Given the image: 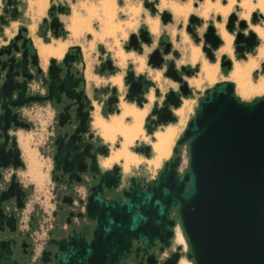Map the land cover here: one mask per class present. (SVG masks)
Returning <instances> with one entry per match:
<instances>
[{
  "label": "water",
  "instance_id": "water-1",
  "mask_svg": "<svg viewBox=\"0 0 264 264\" xmlns=\"http://www.w3.org/2000/svg\"><path fill=\"white\" fill-rule=\"evenodd\" d=\"M170 16L164 11L162 21L166 23ZM262 18L259 12L251 13L252 24ZM237 19L236 13H230L225 29L233 35L234 50L243 56V52H250L256 45L257 34L250 30L248 36L245 35L242 30L249 24L244 19H240L239 31L233 34ZM188 20L196 25L201 21L194 14ZM58 25L54 17L51 27ZM187 30L191 32L190 26ZM140 39L145 44L151 42L144 26L140 28ZM204 39L210 47L204 46L202 50L213 60L211 50H217L222 42L213 25L208 26ZM243 42L244 46H240ZM131 47L134 51L141 50L135 34L129 36V44L124 48ZM0 55H4L0 71L5 76L0 87V130L6 138L10 122L14 120L15 125L19 124L11 108L30 99L23 95L30 76L25 62L16 61L11 54V46L0 50ZM148 63L152 67L160 66L158 49L152 52ZM220 66L230 69L232 61L223 54ZM171 67L172 64L165 75L182 82L171 72ZM19 75L25 78L22 82L16 79ZM51 77H54L52 73ZM125 83L128 86L126 98L135 99L137 106L142 107L146 103L143 94L154 87V82L143 73L136 76L133 70H128ZM51 87L57 88L53 83ZM13 91L18 95H12ZM189 92L187 83L183 82L180 94L186 97ZM155 94H158L157 89ZM180 104L179 95L171 90L165 95L162 106L155 104L151 110L155 118L146 117L145 120L154 126L175 122L170 107L178 108ZM146 128L149 134L154 130L148 124ZM184 143L189 150V169L180 175L178 146ZM3 145L0 144V151ZM12 146H15L14 141ZM149 151L148 145L135 148V152L146 156ZM14 152L16 155L17 150ZM172 152L174 156L164 163L156 179L142 183L131 178L129 186L117 199H105L100 194L104 189L119 190L122 181L119 166L101 175L91 188L86 204V215L96 220L92 238L87 241L83 235L73 234L68 241H59L53 257H46L44 253L42 264H118L127 258L135 240L139 242L137 251L143 253H147L156 240L169 247L176 223L171 217L173 209L189 245L186 257L194 264H264V96L243 102L236 97L232 82L216 83L200 98L194 117ZM57 157L58 152L56 168L59 169ZM6 198L5 193L0 196V200ZM7 245L0 241V264H10ZM177 249L181 246L177 245ZM177 258L163 264H175Z\"/></svg>",
  "mask_w": 264,
  "mask_h": 264
},
{
  "label": "flooded vegetation",
  "instance_id": "flooded-vegetation-1",
  "mask_svg": "<svg viewBox=\"0 0 264 264\" xmlns=\"http://www.w3.org/2000/svg\"><path fill=\"white\" fill-rule=\"evenodd\" d=\"M55 1L53 0L49 5L47 16L42 17L39 23H37L39 19L34 22V24L37 25L36 35L41 40V43L37 42L36 47L31 37L28 35L27 24L31 22L33 16V14L28 13V1L27 7L23 8L25 9L24 12L22 9L24 0H0V50L6 46H11V54L14 55L16 61L23 60L25 62L28 75L30 76V79L26 80V88L23 93L24 98L30 97V99L28 101H23V103L17 107L11 108V113L16 114V120L19 124L15 125L14 120L10 122L9 127L6 128V138L5 134L0 130V144H4L3 150L0 151V196L5 193L8 197L0 200V241L8 243L7 247L10 264H42L41 258L44 253H46V257H53L54 253L57 251L59 241H68L69 237L73 234H81L87 241L92 238L93 230L96 227V220L86 215V204L90 190L97 184V180L101 175L112 171L115 165L119 166L113 162L105 164L107 159L112 155L110 143L104 141L100 135L99 127L95 125V121L97 119L108 120L112 115H118L120 113V88H122V86L125 88L123 94L125 98L128 94V86L125 83L127 71L133 70L136 76L142 74V72H146L143 74L151 81L153 80L148 75V72L160 73L159 71H161L165 78L172 80L176 85V87L170 88L168 92L171 90L174 91L175 94L179 95L180 99L184 97L180 94L182 83L186 82L190 90L187 96L192 95V88L194 87L190 85L189 80L196 79L200 74L199 62L194 63L197 64L194 65L189 62H181L180 59L181 64H178L177 61L180 56L182 58V55H180L179 50L175 47L170 36L166 35L162 30L156 39V45L146 58H144L142 55L143 45L151 46L154 43V35L149 31L146 23L140 25L136 32H131L129 34V36L131 34L136 35L137 44L141 47L140 51H134L132 47L130 49L124 48L129 44V36L126 43L123 45V49L120 47L126 54L133 53L143 57L145 69L142 72H136L134 64L128 59L125 60L123 66L118 65L113 52L106 48L100 40H98L99 42L97 44H94V42L97 41L94 40L92 48L90 49L89 44L92 42L93 37L84 50L82 45L78 43L83 34L79 37L77 42L67 44L59 56L44 55L43 57L39 51L40 48L49 45L55 46L58 41L63 43L69 40V26L67 24L65 27L61 15H69L70 25V14L72 13L69 14V8L65 4L60 1ZM159 1L160 0H143V5L149 12V18L157 20L158 30L160 28L159 22L161 26H165L172 24L173 19H175L168 8H162L163 10L158 11L157 6L159 5ZM170 1L179 4L187 2V0H180L181 2L174 0ZM193 4L194 6L197 5L195 2ZM164 11L171 14L170 20L166 23L162 21V14ZM190 15L186 17L187 23L184 29L187 35H185L193 45L199 47L201 55L203 56V50L201 51V48L204 46L210 47V44L204 39L208 26L213 25L215 33L221 38L217 26L221 23L223 24V22L218 24L213 22L207 23L202 34L203 45L200 48V37L197 35L196 29L202 22L200 21L199 25L190 24L188 20ZM218 15L219 14H216V17ZM155 16H158V18ZM54 17H57L59 22L57 28L51 27V22ZM199 18L201 19V17ZM217 19L220 20L218 17ZM240 19L244 18L239 17V19L235 21V27L232 31L233 34L239 31L237 25ZM17 22L18 25L15 33L11 37H8L5 34V29L12 23L16 24ZM257 23L251 25H258ZM142 26L149 31V36L151 38L149 44L143 43L140 39V28ZM189 26L191 32L187 30ZM246 29L247 28L242 31L248 36L250 30L247 29L246 31ZM172 30H174L173 33ZM252 31L254 30L252 29ZM170 32L173 35L175 33V28L172 27ZM188 36L193 38L195 43L192 42ZM256 41V45L250 52H243L242 56L241 53H237L235 50L236 55L239 58H244L247 54L254 51L255 47L258 45V37H256ZM222 43L223 42H221L220 46ZM244 44L243 42L240 46H244ZM235 46L236 45H234V47ZM14 47L18 48V50L13 51ZM157 49L160 52L161 64L159 67H152L151 64L148 63L149 57L152 52ZM218 49L211 50L214 56L213 60H207L209 58L204 51L207 59L204 56L203 58L209 63H217L215 62L214 53L215 51L217 52ZM231 49L233 55V47ZM222 54L226 55V59L231 57L225 53H221L220 55ZM3 57L4 55H0V60L3 59ZM92 58H96V61L88 64L89 60ZM152 61H155V58L152 59ZM170 64H172L171 72L176 77L181 78L182 82L173 80L165 75ZM124 66L125 69H122ZM146 66L149 67L150 70H147ZM221 68L230 70L225 67ZM262 69L264 71L263 66ZM51 73L54 77H51ZM116 75L121 76L120 87L117 84H112L110 81V78ZM16 79L18 82H22L25 78L19 75ZM4 80V72L0 71V87ZM101 81L103 83H101ZM153 82L154 87H150L149 90L143 94L144 97L146 96L148 98L151 88H153L154 91L155 89L158 90V94L155 95L158 96L160 94L157 84L155 81ZM52 83L56 85V89L60 91L54 90L51 87ZM184 89L186 90V88ZM206 91L207 90H205V92ZM167 93L164 94V97ZM12 95L18 94L13 91ZM54 95H58V97ZM146 97L145 99H147ZM126 100L128 102L124 103H134L137 105L135 99L129 100L126 98ZM154 106L155 105H153V107ZM161 106L162 103L160 107ZM170 109L174 114L173 110L177 108L170 107ZM1 113L2 110L0 109V114ZM29 114H31V116ZM147 117L153 119L155 115H151L150 111ZM41 122L46 126V129L41 127L39 129L40 131L46 130L47 132L44 141L47 151L43 153L46 155L50 164L48 177L52 183L50 189L51 196L49 198L51 210L46 220H41L38 216L36 203L32 204V209L24 213L29 196L32 191H35L33 177L34 179L36 177L33 173V166L35 165L34 159L39 152L37 142L39 130L37 125L41 126ZM147 124L154 129L151 134H154L155 130L161 126H154L146 120L144 124L146 131ZM151 134L148 133V135ZM13 141L15 142V146H12ZM146 145L150 146L148 156L141 152H135V154H140L145 157H150L151 154L153 155L151 145L145 142H138L133 150L135 151V148L144 147ZM58 147L60 149L59 151ZM14 149L17 150L16 155ZM57 152L58 163L61 166L59 169L56 168ZM14 163H16V166H14ZM119 173L122 179L121 183L118 185L119 190L104 189L100 197L105 199H117L121 191L129 186L131 178H135L136 181H141L142 183L151 182L136 176H125L121 168L119 169ZM41 213L44 214L46 211H41ZM23 218H25V225H22ZM39 235H43V237L40 249L36 250L35 244L37 241L41 240V238L39 239ZM173 241L174 238L171 239L169 247H164L156 240L155 244L149 248L147 253H143L141 250L137 251L139 242L135 240L132 242L131 251L127 258L120 260L118 264H163L165 262H172L177 257L175 264H179L181 261L180 258L182 257V247L180 250L177 249V245L173 247ZM176 253H179V255ZM46 264H50V262Z\"/></svg>",
  "mask_w": 264,
  "mask_h": 264
},
{
  "label": "rangeland",
  "instance_id": "rangeland-1",
  "mask_svg": "<svg viewBox=\"0 0 264 264\" xmlns=\"http://www.w3.org/2000/svg\"><path fill=\"white\" fill-rule=\"evenodd\" d=\"M37 1L35 2V4H31L30 7L32 8V6L34 5L35 8H38V7L41 8L44 6V4L47 5L44 14L37 21V23H39L41 21L42 17L47 16L48 7L53 0H46V2H45V0H37ZM41 1H42V3H41ZM59 1L62 2L63 4H65L69 8V14L70 13L73 14V12H75L77 14V16H79L78 18H80V19H83L84 17L86 18V16L88 15L87 14L88 10L92 13V16L90 17V19L88 21V26L84 31L81 32L80 35H82V34L83 35L81 36V38L78 41V43H80L82 45L84 50H85V47H87L88 42L90 40H92V37H93V40L90 43V45H91L90 49L92 48V44H93L94 40H97L94 42V44L95 43L97 44L99 42L98 40H100V42H102V44L105 45L106 48L110 49L111 52H113L112 50H114L116 48V46L119 49H121V48L123 49V45L126 43L129 34L131 32H136L138 27L142 24H145L147 20H152V18H149L148 10L143 5V0H67V2H66V0H56L55 2H59ZM161 1L173 2L170 0H160L159 5L157 6L158 11H161L163 9H167L166 7L160 6ZM174 1L179 2L180 0H174ZM204 1L205 0H187V2H185V3L190 5V11L185 16L188 17L187 15H190V14L198 15L197 11L203 5ZM251 1L253 4L255 3V0H251ZM194 2L197 3L196 6H194V4H193ZM209 2H212V3L217 2L223 6L225 4H227V1H224V0H209ZM238 2H239L238 0L233 1V4H232L230 10L228 11V13L226 14V16H228L232 12L236 13L238 16V13H239V8L237 5ZM173 3H175V2H173ZM222 3H225V4H222ZM177 4H179V3H177ZM25 7H27V0H24V6L22 7V9ZM23 10L25 12V9H23ZM129 10H130V12H129ZM251 11L252 12L256 11V12H259L263 15L262 19H258V23H257L258 25H256V27L251 25L252 24L251 23V15H250ZM251 11L249 13L250 17L248 16V19H247V22L249 24V28H247V29L252 30L254 28L253 30L257 33V37L259 40V43L255 47L254 51L247 54L244 58H239L236 55V52L234 50L233 42H232L233 40H231V48L233 47V55L231 53V57L229 59H231V61L233 63V67L231 66L230 70L222 69L220 67L221 56L223 54L220 55L221 53H218L215 51V53H214L215 54V62H217L215 64H217L218 69L215 73L216 75L214 76L215 77L214 80L207 81V82L201 81L200 86H198L197 88L196 87L192 88V95L181 98V104L179 105V107L177 109L173 110V112H174L173 115L176 117L175 122H171V123L161 125L160 127H158L155 130L154 134H151V135H148L147 131L144 128V124L146 122L145 119H146L147 115L150 113L151 109L153 108V105L157 104V106L160 107L162 101L164 100V94L167 93L170 88L176 87V85L173 83L172 80L167 79L162 75L161 71H159L160 72L159 73L160 74L159 75V83L155 82L157 84V88L159 89L160 94L158 96L155 95L154 89L151 88L150 93L152 94L153 97L150 101L145 96L147 98L146 103H144L142 107H139L142 109L136 108L138 106L134 103H131V104H134L136 106L135 107L133 105L134 108H136V109L143 110L144 108H146L145 115H144V118H143L142 124H141V126H142L141 129L142 130L144 129L143 130V137H138L135 140H139V142H141V141L145 142V143L150 144L152 146L153 142H155L154 135L157 131L163 129L166 126H172V127L174 126L175 128L177 127L175 129L176 133H175V136L173 138V142H172L169 153L166 156L162 157L161 160L156 165L155 164H149V165L158 166L162 161L161 166L159 168L151 169L150 171L147 172V174H145L149 179L150 178L156 179L158 177L160 171L163 169V163H165L166 161H168L169 159H171L174 156L172 149L174 147H176L177 140L183 135V133L187 127L188 122L194 117L195 110L198 107L199 100H200V98H202L204 96L205 90H211L214 87V85L218 82L230 81L234 84V93H235L236 97L239 98L243 102H251L257 98L264 96V92H252L248 95L241 94V92L239 91L237 81H235L234 78L231 77V73H232L231 71H233L235 63L241 62L240 64H244L247 62V60L249 61L250 59H254L255 60L254 66L250 69V71L248 73L249 83L251 82L250 84L256 85L260 81L261 78L264 79V71L262 69V66L264 65V57H258V55H257L258 51L256 53V50H260L262 48L261 46H264V38L260 34V30H264V10L260 11L258 8L254 7ZM72 14H70V15L72 16ZM216 14L217 13H209L208 16L205 18L198 15L199 17H201V22H202V24L199 25L196 29V33L200 37V39H199L200 48L203 45L202 34H203L205 27H206L208 22H213L215 24L223 22L224 27H225L227 17L226 16L222 17L219 14L220 20H218L216 17ZM68 16L69 15H61V19H62V21H64L65 27L67 24L69 26V17ZM155 17L158 18V16H155ZM186 17H184L182 19H178V20L173 19L172 24H168L165 26H161V23L159 22V27H160L159 30H158V23H157L158 32L156 31L157 34L155 32L153 33V35L155 34L154 35V43L151 46L143 45V54L142 55L144 56V58H146V56L150 53V51L156 45V39L158 38L161 30L166 35L170 36V38L174 42L175 47L179 50L180 55H182V58L185 57L184 52L186 50L185 51L182 50L181 44L183 43L184 39L187 38V36H186L187 34L185 32V29H184V26L187 23ZM70 19H71V17H70ZM153 20H156V19H153ZM176 21H178V22H176ZM156 22H157V20H156ZM104 24L108 25V30H107L108 32L107 33L106 32L104 33V31H103ZM223 24L221 23L219 25L223 26ZM172 27L175 28V33L173 35L170 32V29ZM259 28H261V29L259 30ZM247 29H246V31H247ZM224 31L226 32L227 30L224 29ZM100 32H102V38L97 39L94 36V34H97ZM173 32H174V30H172V33ZM258 32H259V34H258ZM80 35H78V36L80 37ZM70 36H71V33L69 35V41L71 40ZM188 37L192 42H194L193 38H191L190 36H188ZM232 39H234V38H232ZM187 40H188V38H187ZM69 43H72V42H69ZM179 45H180V47H179ZM259 47H261V48H259ZM201 51H202V48H201ZM181 52H182V54H181ZM231 52H232V49H231ZM202 53H203V56L206 58L205 53L203 51H202ZM225 54H227V53H225ZM229 56H230V54H229ZM182 58L180 56V58L177 61L178 64H181L180 59H181V62L184 61ZM207 60H209V59H207ZM94 61H96V58H92L91 60H89L88 64H90ZM184 62H186V61H184ZM191 64H194V63H191ZM194 65H197V64H194ZM122 69H125V66ZM146 69L150 70V68L147 66H146ZM142 73H146V72H142ZM263 79H261V80H263ZM101 83H103V82L101 81ZM120 89H121L120 90V94H121L120 95V98H121L120 103L122 101L128 102L125 98V95H123L125 92V88L122 86V88H120ZM183 105L186 107L184 114L183 115L177 114L175 111L178 110ZM97 108H99V107H97ZM29 115L31 116V114H29ZM130 121H131V118L128 116L124 119V123L125 122L130 123ZM37 127L39 130V136H38V141H37L38 146H39V152L37 154V157L35 159L33 158L34 162H35V165L33 166V173H34V176L36 177L35 179L33 177V181H34V185H35V191H32L31 195L29 196V199L27 201L28 204H27V207H26L24 213H27L30 209H32V204L36 203L37 204L36 211H37L38 216L41 218V220H46L48 218L49 212L51 210L49 198L51 196L50 189H51L52 183L48 177V171L50 169V164L47 160L46 155L43 153V152L47 151V147L44 144L45 136L47 135V132H46V130L40 131V129H39L40 127L46 129V126L44 123L41 122V126L37 125ZM119 141L120 140L117 137V139L111 143L112 150L119 144ZM137 143L138 142H136V143L134 142L129 147L131 152L135 153V151L133 149L137 145ZM178 149H179L178 154L180 156V163H179V166L177 169H178V173L180 175H182L183 173H185L189 169V150H188L187 143H184V144L178 146ZM150 163H153V162H150ZM124 175L127 176L128 174L127 175L124 174ZM44 210L48 214L41 213V211H44ZM171 217L173 219H175V222H176L175 226H174L173 247H175L176 245H181L182 257L180 259L184 258L185 260L189 261L191 264H194L192 260H190L186 257V253H188L190 251V249H189V245L187 243V240H186V238L182 232V228H181L176 210L173 209L171 211ZM24 220H25V218L22 219V225H25ZM176 233L180 234V236L183 238L182 243H178L176 241V238H177ZM42 237H43V235H39V239L41 238V240L36 242V244H35L36 250H39L41 247Z\"/></svg>",
  "mask_w": 264,
  "mask_h": 264
},
{
  "label": "bare ground",
  "instance_id": "bare-ground-1",
  "mask_svg": "<svg viewBox=\"0 0 264 264\" xmlns=\"http://www.w3.org/2000/svg\"><path fill=\"white\" fill-rule=\"evenodd\" d=\"M226 1H227V4L223 6L217 2L212 3V2H209V0H205L203 2V5L197 11V14L204 18L207 17L209 13H217V14H220L222 17H225L228 11L230 10L234 0H226ZM237 5L239 7L238 16L244 19H248L249 13L254 7L258 8L260 11L264 10V0H255L254 4L252 3L251 0H240ZM160 6L168 8L172 12L175 20L186 17L185 15L190 11V5L186 3L177 4L173 2L161 1ZM87 14L88 15L86 16V18L84 17L85 19L84 18L80 19L78 18L79 16H77V14L73 12L71 19H70V25H69V31L71 33V36H70L71 40L70 41L67 40L66 42H63V43L58 41L56 42L55 46L49 45V46L40 48L39 51L41 52L43 57L44 55L59 56L62 53L65 46L69 44V42H77V40L79 39L78 35H80L81 32L87 28L88 21L90 17L92 16V13L89 10ZM146 24L151 33H154V32L156 33L157 31L156 20H153V19L147 20ZM261 28H259V30ZM107 30H108V25L104 24V28H103L104 33L105 32L107 33L108 32ZM218 32L222 38L223 43L217 52L227 53L228 55L230 54L231 56V53H232L231 52V40H232L233 35L228 32L229 34L232 35L231 36L227 32H225L222 25L218 26ZM260 34L264 38V30H260ZM94 36L97 39H101L102 32L94 34ZM181 45H182V50L184 51L186 50L184 52L185 57L182 58L184 61L189 62V63H197V62L200 63V74L196 79L189 80L190 85L197 88L198 86H200L201 81L207 82V81L214 80L215 78L214 76L216 75L215 73L218 69L217 64H211L208 61H206L202 57L199 47L192 45L187 40V38L184 39ZM261 47H259L261 49L257 53L258 57H264V46H261ZM113 55L116 58L118 65L120 66H123L125 63V60L128 59L134 64V69L136 72H142L145 69L143 57L137 56L133 53L126 54L121 49H119L117 46H116V49L113 51ZM240 63H235L234 69L233 71H231L232 72L231 77L234 78L235 81H237L239 91L241 92V94L248 95L252 92H264V79L263 78H261L263 80L260 79V81L256 85L250 84L251 82L249 83V80H248V73L250 69L254 66L255 60L250 59L249 61L247 60V62L244 64H240ZM148 75L152 78L153 81H155L156 83H159V73L148 72ZM120 77H121L120 75H116L114 77H111L110 81L114 84H117L120 87L121 86ZM152 97H153L152 94L149 93L148 100L151 101ZM126 104L124 103L122 104L120 115L115 116V117L112 116L110 121L104 122L103 120H100V119H97L95 121V125L99 127V132L104 139L108 141H113L115 136L118 135V137H120L122 140L121 149L115 151L111 155V157L107 159L105 164H109L114 161L116 162L119 159H124L125 166L127 167L130 163H134L137 160L136 157L133 156L128 151V146L133 142L134 139L138 137H143V130L141 129L142 127L141 124H142V120L145 115L146 108H144L143 110H139V109L134 108L132 105L128 106ZM185 110H186V107L183 105L175 112L179 115H183ZM126 116L131 118L130 123L123 122V119ZM176 128L174 126L173 127L166 126L163 129L155 133L154 135L155 142H153V151H154L153 162L154 163H157L162 157L166 156L169 153L172 142H173V138L176 133L175 132ZM176 237H177L176 241L178 243L183 242V238L180 236V234H177ZM179 264H191V263L185 260L184 258H182Z\"/></svg>",
  "mask_w": 264,
  "mask_h": 264
},
{
  "label": "crops",
  "instance_id": "crops-1",
  "mask_svg": "<svg viewBox=\"0 0 264 264\" xmlns=\"http://www.w3.org/2000/svg\"><path fill=\"white\" fill-rule=\"evenodd\" d=\"M28 1V5H29V8H28V13L29 14H33V16H32V19H31V22H29L28 24H27V27H28V35L31 37V39H32V41H33V44L37 47V42H40L41 43V40L37 37V35H36V33H37V25H35L34 24V22L37 20V19H39L43 14H44V12H45V9H46V6L47 5H45L44 4V6L43 7H41V8H35L34 7V5L32 6V8H34V9H32L30 6H31V4H35V2L37 1V0H27ZM45 2H46V0H45ZM66 2H67V0H66ZM30 11V12H29ZM33 21V22H32ZM17 25H18V22L16 23V24H14V23H12L7 29H5V34L8 36V37H11L14 33H15V31H16V27H17ZM90 45V44H89ZM91 46V45H90ZM90 46H89V48H90ZM257 51H259V50H257ZM258 55V54H257ZM54 56V55H53ZM96 84H98L97 82H95ZM112 83V82H111ZM112 84H114V83H112ZM124 102H121V104L119 103V107H120V112H121V108H122V104H123ZM124 104H126V103H124ZM126 105H128V106H131L130 104H126ZM133 106V105H132ZM134 107V106H133ZM120 114V113H119ZM118 114V115H119ZM118 115H112L113 117H115V116H118ZM112 116L110 117V118H112ZM127 117V116H126ZM125 117V118H126ZM110 118L108 119V120H104V119H102L104 122H108L109 120H110ZM124 118V119H125ZM124 119H123V122H124ZM101 135V134H100ZM118 137V135L117 136H115V138H114V140L113 141H108V140H106V139H104L103 137V139H104V141L105 142H109L110 143V150H111V154H113L115 151H117V150H119V149H121V143H122V140H121V138L120 137H118L119 139H120V141H119V144L112 150V148H111V143L112 142H114L115 140H116V138ZM136 143V142H139V140H133V142L128 146V150H129V152L133 155V156H135L136 157V161L134 162V163H130L127 167L125 166V160L124 159H119L118 161H114L113 163H116V164H118L119 166H120V168H121V171H122V173L123 174H128V175H130V176H136V177H139V178H143L144 180H146V181H152L154 178H148L145 174H147V172L148 171H150L151 169H156V168H159L160 166H161V163H162V161H161V163L158 165V166H154V165H149V164H157V163H154L153 162V158H154V151H153V144H152V151H153V155L151 154V156L150 157H145V156H143V155H140V154H135V153H133V152H131L130 151V149H129V147L133 144V143ZM142 142V141H141ZM140 156V157H139ZM150 160V161H149ZM150 162H153V163H150ZM139 163V164H138ZM138 164V165H137ZM163 165H164V163H163Z\"/></svg>",
  "mask_w": 264,
  "mask_h": 264
}]
</instances>
